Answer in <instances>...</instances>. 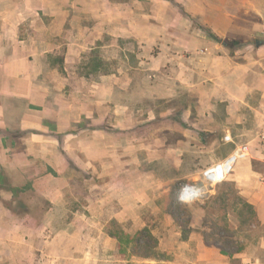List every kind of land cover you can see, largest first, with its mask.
I'll list each match as a JSON object with an SVG mask.
<instances>
[{"label":"rangeland","instance_id":"1","mask_svg":"<svg viewBox=\"0 0 264 264\" xmlns=\"http://www.w3.org/2000/svg\"><path fill=\"white\" fill-rule=\"evenodd\" d=\"M112 2L108 16L117 25L142 23L148 44L117 35L87 47L80 86L87 95L93 81L119 88L110 106L95 114L96 125L85 116L69 131L86 136L79 157L64 152L77 143L64 142L53 127L56 155L40 156L35 169L17 176L15 210L21 219L34 218L36 229L47 226L28 239L36 251L29 264H264V103L259 91L239 100V72L231 70L250 64L264 46L256 44L264 41V0ZM209 31L242 45L230 50ZM187 32L190 46L179 41ZM95 70L115 78L93 79ZM162 76L176 84L173 94L157 92L167 84ZM241 145L250 154L224 181L207 182L205 171ZM46 160L51 175L41 165ZM32 173L39 189L29 187ZM186 184L202 186L205 194L182 201ZM141 232L157 257L134 255L131 244L121 251L115 234Z\"/></svg>","mask_w":264,"mask_h":264},{"label":"crops","instance_id":"2","mask_svg":"<svg viewBox=\"0 0 264 264\" xmlns=\"http://www.w3.org/2000/svg\"><path fill=\"white\" fill-rule=\"evenodd\" d=\"M112 1L0 0V264H29L33 261L36 251L29 247L28 239L42 234L47 228L41 225L36 229L34 224H30L34 218L21 219L15 210L13 200H16L20 190L19 173L30 166L35 169L36 159L40 156L46 159L56 155L52 143L58 139L52 134L53 127L60 134H65L61 136L64 142L74 140L77 143L74 150L71 145H66L64 152L69 156L75 153L79 157L86 148V136L69 131L77 129L85 116L96 125L99 119L95 114L110 106L111 95L119 89L114 85L104 88L93 81L91 93L85 94L80 85L81 79L86 76L80 70L87 47L97 45L106 36H111L114 41L117 35L148 44V37L144 30L142 32V23L135 21L117 25L108 16L116 6V2ZM126 4L128 1L120 6ZM129 7L133 6L129 4ZM85 15H93L95 21L85 23ZM117 30L123 32L117 33ZM150 34H153L152 31ZM184 35L187 37L179 41L184 46H190L192 38L188 32ZM153 38L156 37H149V40ZM253 53L250 64L242 63L231 68L239 72L235 78V94L245 102L249 94L259 91L262 104L264 46ZM161 57L162 62L164 55ZM90 77L112 79L115 73L95 70ZM249 77L252 78L251 85ZM161 78L167 84L160 83L157 92L161 96L173 94L176 84L168 82L164 76ZM101 93L108 98L101 99ZM36 130L46 133L36 134ZM41 141L43 149L37 148V142ZM20 142L26 145L22 149L19 148ZM77 161L80 163L79 159ZM41 165L46 168L44 172L47 175L52 174L51 161L46 160ZM28 179L33 184L29 187L39 189L34 173L29 174Z\"/></svg>","mask_w":264,"mask_h":264},{"label":"built area","instance_id":"3","mask_svg":"<svg viewBox=\"0 0 264 264\" xmlns=\"http://www.w3.org/2000/svg\"><path fill=\"white\" fill-rule=\"evenodd\" d=\"M226 139L229 141L231 137L227 136ZM249 154L250 147L248 145L239 146L222 161L209 167L204 173L205 180L210 183H220L224 181L233 172L237 162L247 157ZM204 194L205 191L202 186L186 184L181 190L180 199L182 201H192Z\"/></svg>","mask_w":264,"mask_h":264},{"label":"trees","instance_id":"4","mask_svg":"<svg viewBox=\"0 0 264 264\" xmlns=\"http://www.w3.org/2000/svg\"><path fill=\"white\" fill-rule=\"evenodd\" d=\"M209 36L214 38L215 40L222 42V44L230 50L241 47L242 43L238 40L229 41L220 39L213 31H209ZM256 44L261 46L264 44L263 40H257ZM145 235V234H144ZM143 232L137 233L135 236H131L127 233L115 234V236L119 239V243L121 246V251L126 253L128 252V246L131 244L133 250L132 254L150 258L157 257L155 252L156 246L149 239L145 238Z\"/></svg>","mask_w":264,"mask_h":264}]
</instances>
